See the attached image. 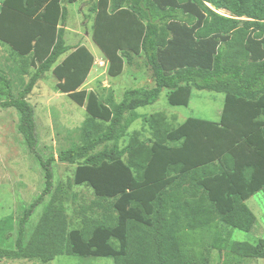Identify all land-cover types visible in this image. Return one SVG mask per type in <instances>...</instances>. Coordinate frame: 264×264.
Wrapping results in <instances>:
<instances>
[{
	"label": "trees",
	"instance_id": "obj_1",
	"mask_svg": "<svg viewBox=\"0 0 264 264\" xmlns=\"http://www.w3.org/2000/svg\"><path fill=\"white\" fill-rule=\"evenodd\" d=\"M79 0H0V107L18 113L17 130L43 170L40 195L14 221L0 219V260L108 256L113 264H241L264 259V239H232L256 221L246 204L264 192V0H87L91 39L116 77L143 56L152 86L117 100L84 88L95 64L85 45L65 41L67 4ZM65 57L57 63L58 59ZM56 91L85 109L75 140L56 156L37 152L35 110L27 100L46 72ZM172 106L190 91L225 95L220 122L136 109L161 90ZM74 165L53 178L52 162ZM85 185L90 197L75 187ZM47 201L31 231L35 208ZM72 204V212L67 207ZM12 240L13 246L2 243ZM2 244V245H1Z\"/></svg>",
	"mask_w": 264,
	"mask_h": 264
},
{
	"label": "rangeland",
	"instance_id": "obj_2",
	"mask_svg": "<svg viewBox=\"0 0 264 264\" xmlns=\"http://www.w3.org/2000/svg\"><path fill=\"white\" fill-rule=\"evenodd\" d=\"M85 0L67 4L68 18L65 24V41L67 45H85L95 56L101 55L100 50L90 37L93 17L84 4ZM7 46L0 43V66L13 65L12 61H6L8 56ZM65 55L61 56L59 63ZM95 67V66H94ZM137 69V70H136ZM151 75L150 70L144 65V57L134 58L132 66L126 67L125 71L116 77H109L105 65L97 63L93 68L85 85L87 90H95L106 95V89L111 87L117 100L122 98L124 90L137 87L151 86L153 82L140 83V75ZM150 74V75H149ZM56 79L51 72H46L36 83L27 100L33 105L36 118L38 135L37 152L44 159L56 156L58 151L66 148L70 140L76 139L74 130L78 128L86 117L85 109L75 104L65 94L56 91ZM224 96L208 90H193L187 106H172L166 98V89H162L158 100L152 104L139 107L136 112L140 115L128 128L131 133L134 130L142 131L145 135L146 126L142 117L155 112H163L170 119H177L182 123L187 117L196 116L209 120H218L222 109ZM18 113L13 107H0V219L11 215L16 221L19 219L31 202L41 193L44 187L43 170L36 156L29 151L22 136L17 130ZM53 178L66 180L71 177L74 165L54 161L51 164ZM75 191L85 199L90 197L91 191L85 185L75 187ZM44 201L40 203L30 216L27 223L28 231H31L42 213ZM246 204L253 211L256 221L248 232L232 229V239L256 243L264 239V192L259 190L246 200ZM72 204L67 207L68 214L72 212ZM13 246L12 240L2 243ZM1 244V245H2ZM0 264H43L38 260H9L1 259ZM46 264H113V259L108 256H56ZM222 264V263H221ZM241 264H264L261 258H246Z\"/></svg>",
	"mask_w": 264,
	"mask_h": 264
},
{
	"label": "crops",
	"instance_id": "obj_3",
	"mask_svg": "<svg viewBox=\"0 0 264 264\" xmlns=\"http://www.w3.org/2000/svg\"><path fill=\"white\" fill-rule=\"evenodd\" d=\"M78 2V1H77ZM84 2V4H86V6L88 7L89 5H88V3H86L87 2V0H85V1H83ZM76 3V2H75ZM68 9V8H67ZM88 11H89V8H88ZM90 12V11H89ZM69 13V12H68ZM65 30H66V28H65ZM90 37H91V33H90ZM78 45V44H77ZM82 45V44H81ZM90 52H91V50H89ZM92 53V52H91ZM93 54V53H92ZM94 55V54H93ZM95 56V55H94ZM97 63H99V65H105L106 66V60L102 57V55H99V56H95V61H94V64H95V67L94 68H96V65H97ZM137 70V69H136ZM124 71H125V69H124ZM92 72V71H91ZM140 79H141V81H140V83H147V82H153V80L150 78V76H149V78L147 77V76H144L143 74L142 75H140ZM154 84V83H153ZM152 84V85H153ZM85 85V84H84ZM151 85V86H152ZM194 90V89H193ZM193 90H191L190 91V97H191V95H192V91ZM217 93V92H216ZM221 94H223V93H221ZM223 96H224V99H223V104H222V109H221V111H220V113H219V118H218V120H209V119H204V118H201V117H196V116H190V117H194V118H198V119H203V120H207V121H211V122H220V120L222 119V113H223V108H224V104H225V95L223 94ZM190 100V99H189ZM188 104H189V102H188ZM187 104V105H188ZM187 118H189V117H187ZM186 118V119H187ZM185 119V120H186ZM184 120V121H185ZM252 196V195H251ZM250 196V197H251ZM250 197H248L246 200H248ZM246 202V201H245Z\"/></svg>",
	"mask_w": 264,
	"mask_h": 264
}]
</instances>
